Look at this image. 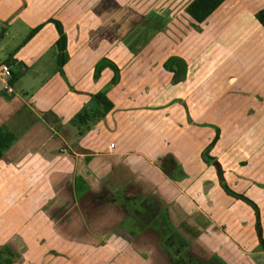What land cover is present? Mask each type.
<instances>
[{
  "label": "crops",
  "instance_id": "1",
  "mask_svg": "<svg viewBox=\"0 0 264 264\" xmlns=\"http://www.w3.org/2000/svg\"><path fill=\"white\" fill-rule=\"evenodd\" d=\"M169 1L182 6L165 16L157 10L140 14L134 54L121 46L112 50L109 37L99 32L110 30L112 13L98 9L94 0L85 10L72 0L63 13L40 14L37 22L32 0L21 7L18 17L31 20L30 28L43 25L0 57V62L9 59L12 71V91L0 82V126L17 136L0 156V246L7 244L11 256L19 253L13 264H32L31 245L37 246L44 228L51 229L53 240L62 234L56 227L77 238L102 239L103 233L94 230L101 227L111 236L108 241L116 233L130 239L126 228L130 219H142L141 212L120 217L123 230L117 229L113 217L99 216L89 205L102 189L132 203L140 198L160 202L165 218L193 239L221 232L215 221L221 201L205 176L209 169L216 177L215 167L201 157L215 135L213 125L219 135L210 154L220 162L226 183L239 192L253 186V199L264 206V26L256 17L264 0H223L197 23L184 9L190 0ZM20 2L0 0V21L7 8L14 12ZM50 17L59 19L67 34L68 58L61 67L56 63L58 32ZM146 18L150 25L143 23ZM8 33L5 29L0 36ZM160 35L167 45L161 57L152 58L163 48ZM170 55L186 62L178 81L163 66ZM102 56L120 68L119 81L107 90L113 106L96 121L72 122L83 107H94L91 94L112 76L105 67L94 78ZM62 196L71 200L70 207L59 201ZM93 215L97 219L90 222ZM258 245L255 238L252 248ZM89 250L94 257L95 250ZM105 252L110 263L111 251Z\"/></svg>",
  "mask_w": 264,
  "mask_h": 264
},
{
  "label": "rangeland",
  "instance_id": "2",
  "mask_svg": "<svg viewBox=\"0 0 264 264\" xmlns=\"http://www.w3.org/2000/svg\"><path fill=\"white\" fill-rule=\"evenodd\" d=\"M4 1L7 2V0ZM26 1L28 0H21L14 12L10 11V8H7V11L5 12L6 19L4 21H0V33H3V30L5 29L7 32L9 31L8 34L0 36V57L5 55L4 53L10 47L17 46L22 41L23 37H25L26 33H28L31 29L29 27V21L31 20L27 17H18V14L21 12V7L25 5ZM32 1L35 12L34 21L37 22L40 14L48 13L52 10L58 13H63L65 7H67L69 2L72 0ZM73 1L75 3L76 0ZM83 1L78 0L79 3L77 5L80 9L84 8L83 10H85L86 8L84 6H89L93 0ZM94 2H96L95 5H97L96 7H98V9L110 10L112 13L110 30H99L101 34L105 33L106 37H109V42L111 43L110 47L112 50L121 46L125 49L127 48L131 50L133 54L135 53V45L137 44L136 40L139 39V35H136V27H139L141 13L150 15V12L157 10L161 16H165L166 13L171 11L173 8L179 9L182 6V4L178 3L172 4L169 0H94ZM2 7L3 5H0V12H2ZM143 23L150 25V18H146V20L144 19ZM162 31H165V28H162ZM177 37L179 36L177 35ZM159 38L163 48L160 47L158 55L152 58H156L158 56L161 57L165 49L164 47L167 45L166 37L164 35H160ZM147 40L149 39L146 38V42H148ZM145 45L146 44H144V46ZM48 55L49 51L44 53L43 58H46ZM106 83L101 85L99 89L104 88ZM239 150L242 149L240 148ZM208 165L210 166L212 164ZM241 165H244L242 166L243 168L245 167V164ZM241 172H245V168ZM256 172L254 175L255 177L257 176ZM205 173L209 188L221 201V205H219L216 209L215 221L223 228L221 227V232H207V234L203 235L202 238H194V247L199 249L201 248L202 251H206L208 253L216 252L228 264L264 263V249H262L260 245L252 248V246H254L255 238H258L257 230L255 232L253 229L254 227L256 228L255 207L242 197H237L228 193L231 196L229 197L225 193H219L217 186H220L222 189L223 187L220 184V178L216 168V177L213 176L209 169H207ZM215 181L218 182V185H216ZM227 185L234 190L232 186L229 184ZM256 186L259 187V184H256ZM260 186L263 187V184ZM252 190H254L253 186L248 189H243L240 192H236L243 194L257 204L251 195ZM66 200V196H62V199L59 201L67 203L66 205L70 207L72 205L70 204L71 200ZM52 210L53 207L49 204L47 214L50 218L54 215H52ZM259 214L261 231L263 230L264 232V206L259 207ZM36 216L38 215L36 214ZM141 217L148 223L157 222L154 216H150L145 212L141 213ZM100 228L101 227H95L94 230L100 232V234L103 233L102 237L104 239L99 237L94 238L91 236H89V238H77L75 236H71V233L69 232L70 230L67 232L65 227H56V229H59L62 234L61 237H56L54 240L50 237L51 232L48 231L51 229L44 228L41 232L42 234L40 239H37V246L35 245L34 247V244L31 245V248H33V252L30 254L32 264H55L54 262H56V264H158L157 257L152 252V246L150 243H145L142 239L132 240L121 235L116 236L117 233L112 237V239H110V241H108L111 236H105L104 231L107 229ZM224 233L230 235V238L228 239ZM231 236L242 240L245 246L237 242ZM76 239L88 240H86V242L79 243ZM89 248L95 250V256H99V260L97 258L94 259L95 256L93 257ZM104 249L111 251L112 258L110 263L106 262L109 261L106 260L107 258H104L106 256L109 257ZM19 256L18 252L12 253L13 261L10 264L16 262V259H19ZM93 259L94 261H92Z\"/></svg>",
  "mask_w": 264,
  "mask_h": 264
},
{
  "label": "trees",
  "instance_id": "3",
  "mask_svg": "<svg viewBox=\"0 0 264 264\" xmlns=\"http://www.w3.org/2000/svg\"><path fill=\"white\" fill-rule=\"evenodd\" d=\"M222 1L223 0H190L185 5L184 9L185 12L190 16V18L197 23L204 20L211 13V11L214 8H216ZM256 17L264 26V7L256 12ZM47 21H52L58 32V37L55 41V46L57 49L56 63L58 67H61L68 58V53L66 49L67 34L63 28L62 22L59 19L50 17L48 18ZM42 25L43 22L32 27L23 41H26L28 38H30ZM4 62L9 64V59L6 58ZM163 66L166 69L171 70L173 72V78H172L173 81H178L184 78L186 71V62L182 57L177 55H170L164 60ZM105 67H109L112 70V76L105 84L104 88L99 89L91 94V98L95 103L94 107L91 108L83 107L82 110L77 112L72 117L71 119L72 122H76L77 124H80L90 120L96 121L102 118L105 115V113L112 108L113 102L108 98L107 90L112 85L116 84L119 81L120 68L111 58L102 56L96 61L94 65V72H93L94 78H98L100 72ZM213 127L215 129V135L212 138V140L202 149L201 157L206 163L214 165V167L217 170L218 176L220 178V184L227 193L235 195L237 197H242L255 207L256 230L258 232L259 245L262 247V249H264V235L262 234L261 231L258 205L250 198L244 196L239 192L232 190L227 185L223 176V169L221 167L220 162L217 160V158L214 155L210 154V149L212 148L213 144L215 143L219 135V127L217 125H213ZM16 137H17L16 134L12 130L4 126H0V156L2 155L3 151L15 141ZM163 166L166 172L169 171L167 165L163 164ZM165 221L167 222V218ZM12 261L13 258L11 256L10 247L7 244L0 246V264H10Z\"/></svg>",
  "mask_w": 264,
  "mask_h": 264
},
{
  "label": "flooded vegetation",
  "instance_id": "4",
  "mask_svg": "<svg viewBox=\"0 0 264 264\" xmlns=\"http://www.w3.org/2000/svg\"><path fill=\"white\" fill-rule=\"evenodd\" d=\"M92 211L98 210L97 214L104 218L113 217L111 222H117V229H122L118 223L120 217L126 216L129 212L148 213L156 218V223H148L144 219L136 220L126 229L132 232L129 237L132 240L142 239L145 243H150L152 252L157 257L158 264H228L216 252L202 251L193 245V238L185 235L167 217L165 221V211L160 202L156 200L143 199L134 200L132 203L129 198L124 199L121 194L114 195L106 193L103 189L95 193L89 200ZM71 219H76V214L67 212ZM90 222L97 219L95 215L90 216Z\"/></svg>",
  "mask_w": 264,
  "mask_h": 264
},
{
  "label": "built area",
  "instance_id": "5",
  "mask_svg": "<svg viewBox=\"0 0 264 264\" xmlns=\"http://www.w3.org/2000/svg\"><path fill=\"white\" fill-rule=\"evenodd\" d=\"M12 75L11 67L6 62H0V82L2 84V89L6 91H12V87L9 84V78ZM113 142L110 143V146H113Z\"/></svg>",
  "mask_w": 264,
  "mask_h": 264
}]
</instances>
